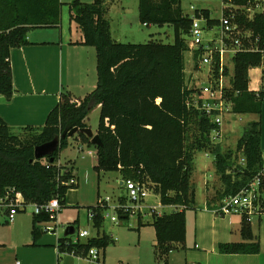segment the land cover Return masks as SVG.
<instances>
[{
	"label": "trees",
	"instance_id": "16d2710c",
	"mask_svg": "<svg viewBox=\"0 0 264 264\" xmlns=\"http://www.w3.org/2000/svg\"><path fill=\"white\" fill-rule=\"evenodd\" d=\"M61 6V0H0V95L5 99H10L15 92L10 50L28 45L27 33L32 29L59 27ZM200 11L205 17L209 15L207 9ZM68 14L80 34V44L95 51L96 87L79 101L61 94L42 127H24L14 132L0 117V201L8 196L18 197L27 205H43L53 199L63 204L69 188L77 186V183L67 184L70 179L77 181L74 167L61 166L58 162L68 137L60 139L59 148L45 158L35 159L34 149L73 128H87L84 120L88 112L99 106L96 134L102 146L96 147L94 171L97 174L117 172L121 181L144 183L158 196L163 207H182L170 213L162 211L159 216L153 214L145 223L137 215L139 226L149 224L154 228L157 258L167 264L172 245L185 239L184 212L195 205L192 174L198 152L213 156L221 190L208 199V204L213 203L217 210L223 199L238 193L262 172L264 191L261 120L249 122L237 140L235 151L243 156L245 163L241 169L233 170L231 153L223 152L220 143H213L210 138L216 128L211 119L187 106L185 53L191 19L183 13L181 0H138L139 22L143 26H172L171 44L115 42L105 18L104 0H94L91 4L74 1L68 7ZM241 21L264 41V15L253 21L245 22L242 18ZM262 63L264 76L260 53L240 52L233 57L232 85L238 94L232 98V113L260 117L264 90L255 93L248 86L250 69ZM76 134L80 144H91L85 134ZM118 200L121 205L126 204L125 196ZM98 204L97 201L88 210L94 213L93 226L100 229L107 206L100 208ZM116 214L119 220L129 218L121 209ZM36 216L50 219L46 214ZM36 220L37 217L33 224ZM32 232L36 237L34 227ZM242 236L246 242L220 244L219 252L258 254L259 245L251 241L249 222L244 216ZM111 242L112 238L105 234L85 243L61 239L57 250L60 255L68 252L85 257L90 249L100 253Z\"/></svg>",
	"mask_w": 264,
	"mask_h": 264
},
{
	"label": "crops",
	"instance_id": "0c3cea01",
	"mask_svg": "<svg viewBox=\"0 0 264 264\" xmlns=\"http://www.w3.org/2000/svg\"><path fill=\"white\" fill-rule=\"evenodd\" d=\"M69 25L67 33L65 28L60 26V33L52 40L27 38L28 45L10 50L9 62L15 92L10 99H5L0 95V117L12 131H19L24 127H42L48 113L59 102L61 94H68L74 100L79 101L95 89L97 82L95 51L91 47L80 44V34L70 18ZM254 116L261 120L260 148L264 171V103L260 117ZM206 168L210 169L209 164ZM215 178L214 169L208 177L203 178L201 181L203 199L198 201L193 171L195 205L184 212L185 239L182 243L172 245V250L166 257V263L264 264V217H252L249 224L253 237L251 241H256L259 245L258 254L228 255L219 252L220 244H237L246 241L242 236V215L219 214L217 206L213 203L208 204V198L219 187L218 184L216 185L217 181H214ZM161 210L164 212L168 210L170 213L175 211V206L161 207ZM143 219L144 223L149 221L148 217ZM5 221L8 222V211L3 214L0 212V235L5 229L3 228ZM14 221L11 224H14ZM137 226L138 229L141 227L138 224ZM35 230L38 234L33 239L30 235L25 241L2 245L7 249L0 247V264H59L56 261L60 255L57 244L61 238L54 236L55 234L46 235V231H41V225L35 227ZM92 238L95 237L88 236L80 238L81 240L77 238L71 241L85 243ZM145 239L152 242L153 247L155 246V230L152 226L150 234L148 233ZM142 242L144 240L140 238L138 244L142 245ZM78 261L84 263L83 257L64 254L60 264H77ZM101 262L105 264L104 257L102 260L100 258L99 264Z\"/></svg>",
	"mask_w": 264,
	"mask_h": 264
},
{
	"label": "rangeland",
	"instance_id": "374dc122",
	"mask_svg": "<svg viewBox=\"0 0 264 264\" xmlns=\"http://www.w3.org/2000/svg\"><path fill=\"white\" fill-rule=\"evenodd\" d=\"M74 1L82 4H91L94 0H61V19L60 26H63L66 33L69 29L68 7ZM221 0H181L183 13L191 15L190 7L194 9H208L213 17L220 16ZM106 10L105 18L110 25L111 37L118 43L145 44L150 41L171 44L174 41V30L172 26H143L138 19V0H104ZM37 28L27 33V38L39 40H52L60 33V28ZM186 58V55H185ZM192 63L186 60V70H190ZM186 71V73L188 72ZM257 71H249L250 86L255 87V78ZM100 108L94 106L88 112L84 123L95 135L97 132ZM257 121L254 115H236L228 113L224 119L223 137L219 143L223 152H230L234 163L233 170L241 169L244 166V158L235 151L236 142L241 137L244 128L251 121ZM17 132V131H15ZM21 134V133H20ZM67 146L59 153L58 162L61 166L72 165L77 177V186L69 188L63 204L56 216L43 220L33 214V206L28 205L25 211L17 212L14 217V224L4 222V227L0 235V247L2 245L13 244L15 241H25L32 237V228L41 225V231H46V235L57 236L61 239L75 241L78 238L79 230H86L91 237H97L106 234L112 238V242L103 250H100L101 260L105 259V264H163L162 260H157V252L152 242H148L146 235L150 234L151 226L144 225L137 228V216L132 214L127 220H117L112 222L109 216L116 215L112 206L117 204L118 197L124 196L125 192L120 185L121 178L117 172H100L97 174L94 167L97 164L96 147L92 144H80L78 135L68 137ZM213 156L207 153L198 152L194 158V180L197 188V200L203 199L201 181L209 173L213 172ZM209 164V170L206 165ZM213 168V169H212ZM215 174V171H214ZM193 175V174H192ZM215 182L218 184V190L221 185L218 176L215 174ZM213 183V182H211ZM201 189V190H200ZM216 194L213 193L212 196ZM98 197L109 198L110 208L104 215L102 227L95 228L93 222L88 218V208L97 204ZM210 197L208 199H210ZM147 205H159L158 197L147 199ZM7 208L0 205V212H7ZM159 211V210H158ZM163 211V210H161ZM167 210L165 213H168ZM108 215V216H106ZM37 220L33 224V219ZM144 220V219H143ZM147 220V219H145ZM250 224V223H249ZM16 225V226H15ZM141 233V234H140ZM36 234H38L36 232ZM140 235V236H139ZM37 237V236H36ZM35 238V237H34ZM144 240L143 244H138L139 239ZM81 240V239H80ZM140 248V249H139ZM7 249V248H6ZM73 253H62L57 257V263H61L63 255ZM77 264H84L78 261ZM101 264H104L101 262Z\"/></svg>",
	"mask_w": 264,
	"mask_h": 264
},
{
	"label": "built area",
	"instance_id": "2783aa9c",
	"mask_svg": "<svg viewBox=\"0 0 264 264\" xmlns=\"http://www.w3.org/2000/svg\"><path fill=\"white\" fill-rule=\"evenodd\" d=\"M190 9L192 12L189 16L191 22L186 36L185 59L188 58L192 67L189 71L185 67V86L189 92L187 106L204 113L211 119L216 128L210 133V138L213 143H218L223 137L225 116L231 112L232 98L238 94L232 85L233 57L240 52H253L260 53L264 60V41L261 40V36L241 24V18L248 22L264 15V0H221L219 17H213L210 10L209 15L205 17L201 9L193 7ZM195 11H198L197 14ZM252 69L257 71L255 87L249 85L248 89L257 93L264 90L263 63ZM250 82L249 78V84ZM262 175L263 172L238 193L223 199L218 212L242 215L249 223L252 217H264V191L260 180ZM76 183L75 179H70L67 184ZM120 185L125 192L126 204L121 205L117 199V204L111 207L115 214L117 209H121V212L129 217L132 214L136 216L140 214L142 218L150 219L153 214L159 216L162 213L160 210L163 206L160 203L158 206L147 205L148 198L158 196L153 194L146 184L125 180L121 181ZM98 202L100 208L104 206H107V210L110 208L108 197L100 198ZM0 205L7 208L9 223L13 222L17 212L25 211L28 206L18 197L8 196L0 201ZM32 206L34 215L46 214L51 218L60 210L56 199L43 205ZM178 210H182V207L175 206V211ZM93 216L94 213L88 210V218L91 221ZM109 217L112 222L118 220L117 214ZM88 236L86 230H80L78 233L79 239ZM83 261L84 264H99L98 250L90 249L83 257Z\"/></svg>",
	"mask_w": 264,
	"mask_h": 264
},
{
	"label": "water",
	"instance_id": "95a60500",
	"mask_svg": "<svg viewBox=\"0 0 264 264\" xmlns=\"http://www.w3.org/2000/svg\"><path fill=\"white\" fill-rule=\"evenodd\" d=\"M76 133H83L85 134L89 139L90 143L94 145L95 147H101L102 143L100 141V138L97 134H93L92 131L89 128H73L71 131H69L67 134H63L61 136H58L54 138L52 141L45 143L43 145L37 146L34 149V157L35 159H42L47 156H50L53 152H55L59 148V141L60 139L64 137H72ZM52 161V159H50Z\"/></svg>",
	"mask_w": 264,
	"mask_h": 264
}]
</instances>
